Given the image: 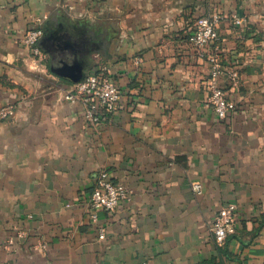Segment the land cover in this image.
<instances>
[{
    "label": "crops",
    "instance_id": "obj_1",
    "mask_svg": "<svg viewBox=\"0 0 264 264\" xmlns=\"http://www.w3.org/2000/svg\"><path fill=\"white\" fill-rule=\"evenodd\" d=\"M214 13L224 15L217 49L240 73L237 87L220 78L236 106L226 120L204 106L210 68L188 40ZM37 27L45 60L21 41ZM64 30L86 74L109 66L122 93L99 126L51 70L45 47ZM10 106L15 115L0 119V264H264V0H0V109ZM103 170L131 195L94 224ZM230 202L235 232L217 245L210 223Z\"/></svg>",
    "mask_w": 264,
    "mask_h": 264
},
{
    "label": "built area",
    "instance_id": "obj_2",
    "mask_svg": "<svg viewBox=\"0 0 264 264\" xmlns=\"http://www.w3.org/2000/svg\"><path fill=\"white\" fill-rule=\"evenodd\" d=\"M223 19L222 13L200 17L188 37L199 58L204 60L210 68L204 106L220 120H226L236 108L228 96L227 89L220 83L221 76L227 74L232 87H237L240 84L239 70L235 67L227 68L217 49L220 41L219 25ZM234 20L238 22L239 18L234 16ZM42 36V28H31L25 32L21 41L32 51L34 56L45 60L46 55L39 45ZM65 98L71 102L82 101L86 106V118L94 126L108 122L119 111L122 103V93L107 65L97 66L83 81L75 83ZM14 115L15 110L11 106L0 109V119ZM192 189L198 196L203 194V186L200 182L193 183ZM130 193L127 186L114 182L108 171H101L96 178V187L89 200L91 222L94 224L98 222L100 212H115L122 202L130 199ZM237 214L236 204L230 202L214 215L210 223V232L217 245H223L228 236L235 232ZM104 238L105 229L100 228V239ZM8 242L13 244L14 237H9ZM35 249L39 253H44L47 250V243L41 240ZM139 264H149V262L141 261Z\"/></svg>",
    "mask_w": 264,
    "mask_h": 264
},
{
    "label": "water",
    "instance_id": "obj_3",
    "mask_svg": "<svg viewBox=\"0 0 264 264\" xmlns=\"http://www.w3.org/2000/svg\"><path fill=\"white\" fill-rule=\"evenodd\" d=\"M46 36L49 35L45 34L44 37ZM54 36L55 45L45 47L51 56V70L74 84L83 81L87 74L80 65L69 32L64 30Z\"/></svg>",
    "mask_w": 264,
    "mask_h": 264
},
{
    "label": "flooded vegetation",
    "instance_id": "obj_4",
    "mask_svg": "<svg viewBox=\"0 0 264 264\" xmlns=\"http://www.w3.org/2000/svg\"><path fill=\"white\" fill-rule=\"evenodd\" d=\"M50 37H51V34H49V36H47V38L45 39V44L49 42Z\"/></svg>",
    "mask_w": 264,
    "mask_h": 264
},
{
    "label": "trees",
    "instance_id": "obj_5",
    "mask_svg": "<svg viewBox=\"0 0 264 264\" xmlns=\"http://www.w3.org/2000/svg\"><path fill=\"white\" fill-rule=\"evenodd\" d=\"M231 236H232V235L228 236V238L226 239L225 243H227V241L229 240V238H230ZM225 243H224V244H225Z\"/></svg>",
    "mask_w": 264,
    "mask_h": 264
},
{
    "label": "rangeland",
    "instance_id": "obj_6",
    "mask_svg": "<svg viewBox=\"0 0 264 264\" xmlns=\"http://www.w3.org/2000/svg\"><path fill=\"white\" fill-rule=\"evenodd\" d=\"M46 55V57H47V54H45Z\"/></svg>",
    "mask_w": 264,
    "mask_h": 264
}]
</instances>
